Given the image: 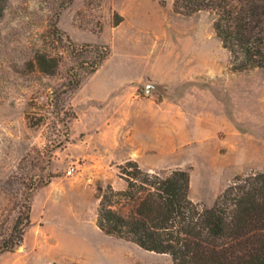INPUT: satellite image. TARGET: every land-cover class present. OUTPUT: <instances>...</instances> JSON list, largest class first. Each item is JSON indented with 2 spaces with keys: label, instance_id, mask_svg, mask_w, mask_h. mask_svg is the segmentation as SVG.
<instances>
[{
  "label": "rangeland",
  "instance_id": "rangeland-1",
  "mask_svg": "<svg viewBox=\"0 0 264 264\" xmlns=\"http://www.w3.org/2000/svg\"><path fill=\"white\" fill-rule=\"evenodd\" d=\"M213 23L208 12L177 13L174 0L8 1L0 22V248L18 241L16 225L23 243L0 253V264H172L96 225L98 187L126 186L118 165L145 156L133 152L143 127L130 137L133 121L115 114L130 86L132 98L179 104L178 134L143 169L189 171L191 198L209 207L236 176L264 173V69L235 70ZM54 26L77 45L110 49L71 94L64 84L95 56L92 47L69 53ZM39 51L62 55L56 74L32 64ZM149 84L157 91L147 93Z\"/></svg>",
  "mask_w": 264,
  "mask_h": 264
},
{
  "label": "trees",
  "instance_id": "trees-1",
  "mask_svg": "<svg viewBox=\"0 0 264 264\" xmlns=\"http://www.w3.org/2000/svg\"><path fill=\"white\" fill-rule=\"evenodd\" d=\"M8 1L0 0V22ZM174 10L184 16L210 13L233 68L264 69V0H174ZM54 31L61 41L66 36L69 53L92 47L95 56L79 65L85 70L83 75L76 72L64 84L71 94L99 70L110 49L77 45L58 27ZM59 56L39 51L32 64L40 72L54 75L61 64ZM71 117L77 118L73 110ZM118 177L125 181L124 189L109 184L97 190L96 225L105 235L169 255L172 264H264L263 172L236 176L210 207L191 198L187 170L168 174L145 170L130 159L118 165ZM30 223L28 208L25 225ZM15 230L18 241L0 248V253L13 252L23 243L22 230L17 225Z\"/></svg>",
  "mask_w": 264,
  "mask_h": 264
},
{
  "label": "crops",
  "instance_id": "crops-1",
  "mask_svg": "<svg viewBox=\"0 0 264 264\" xmlns=\"http://www.w3.org/2000/svg\"><path fill=\"white\" fill-rule=\"evenodd\" d=\"M131 87L126 91L122 101L120 100L119 111L115 114L119 117L121 114L125 124L133 121V126H129L130 137H133L137 129L143 127L142 141H135L133 152H142L145 156L142 157L141 153H133L125 161L132 159L136 160L141 167H153L156 164L150 163L151 165H149L147 156L151 153H157V150L163 147L164 138L171 139L173 134L179 132V104L165 98L161 101L153 98H132L130 96ZM164 125L171 128H164ZM158 144L161 145L160 148H158ZM124 188L125 186L121 185L120 189Z\"/></svg>",
  "mask_w": 264,
  "mask_h": 264
},
{
  "label": "water",
  "instance_id": "water-1",
  "mask_svg": "<svg viewBox=\"0 0 264 264\" xmlns=\"http://www.w3.org/2000/svg\"><path fill=\"white\" fill-rule=\"evenodd\" d=\"M157 91V86L155 84H149L147 86V93H153Z\"/></svg>",
  "mask_w": 264,
  "mask_h": 264
},
{
  "label": "built area",
  "instance_id": "built-area-1",
  "mask_svg": "<svg viewBox=\"0 0 264 264\" xmlns=\"http://www.w3.org/2000/svg\"><path fill=\"white\" fill-rule=\"evenodd\" d=\"M76 171V167L75 166H71L68 170V175H72L74 172Z\"/></svg>",
  "mask_w": 264,
  "mask_h": 264
}]
</instances>
